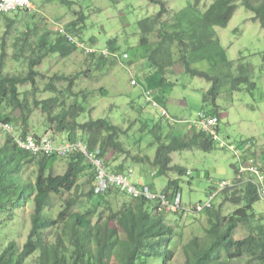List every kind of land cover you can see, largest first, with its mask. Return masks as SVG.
Here are the masks:
<instances>
[{
	"label": "rangeland",
	"instance_id": "374dc122",
	"mask_svg": "<svg viewBox=\"0 0 264 264\" xmlns=\"http://www.w3.org/2000/svg\"><path fill=\"white\" fill-rule=\"evenodd\" d=\"M214 1L199 0V8ZM159 2L166 9L162 20L168 23L182 11L196 7L195 0H30L34 10H17L0 16V64H3L0 74L24 77L30 70L29 63L44 55L40 64L33 67L37 72L35 85L29 82L18 87L20 97L24 95L32 111L28 120V133L38 137L52 135L47 127L46 115L41 108L34 107V101L47 100L62 93L66 98L63 101L65 108L74 102L84 108L79 123L109 119L124 131L120 141L127 153L108 152L106 160L109 161V172H113L114 163L118 161L125 169L132 170V183L147 186L154 192H162L168 188L170 181H176L181 208L185 213L175 216L165 214L167 224L177 234L174 256L168 264H183L182 248L195 236L203 237L208 220L204 213H194L192 209L204 204L208 195L218 189L219 183L232 182L240 164L255 159L264 167V30L260 22L255 20V13L243 6V0L236 3L237 9L225 28H214L219 47L231 64L233 77L236 78L243 70L241 76L249 80L248 83H239L237 89H232L228 80L223 82L214 108L212 103L203 101L204 95L212 87L211 81L183 74L181 65L175 67V76H168L169 82L174 84L171 91L156 86L155 80H152L153 70L145 57L155 48L156 38L153 33L149 36V46H140L138 23L157 15L161 9ZM77 21L79 29L75 30L72 23ZM59 26L75 36L77 41L81 40L97 51L107 49L117 56L110 55L99 63L98 55L86 56L80 50L63 54L65 56L59 52H46L48 44L54 43L58 37L53 30ZM28 31L31 33L26 34ZM124 53L128 55L126 60L122 59ZM172 59H178L176 52ZM193 66L211 75L220 72L219 64L206 57L193 63ZM72 78L74 81L67 92ZM132 80L137 82L136 86L131 85ZM148 90L153 92L159 106L173 120L193 121L199 113L218 115V140L213 142L210 151L192 148L171 154L170 166L184 169L186 174L183 176L176 171L159 174L148 162L153 161L157 150L150 130L155 128L156 123H168L161 119L159 108L152 107L146 101L144 92ZM13 115L17 117L16 124L13 123L14 137L20 138V113L16 111ZM180 127L182 129L170 125L169 129L182 130L186 134L188 129ZM5 136L6 133L1 132L0 142L4 141ZM52 136L59 139L66 138L67 134L56 133ZM221 143H224V148H220ZM247 144L251 146L245 150ZM235 152L240 154L239 158ZM134 157L138 160L134 161ZM37 161L38 158L19 177L34 182L38 174ZM67 167L66 160L55 162L53 175H63ZM48 173L49 170H45L43 176L46 177ZM88 177L87 174L82 175L70 193L53 197L52 206L45 213L55 220L65 202L73 199L80 201L72 209L77 211L79 204L86 201L84 194L90 188ZM232 191L226 197L218 193L212 201V210H220L222 216L232 214L237 208L229 200ZM117 197L110 199L114 210L129 199L123 194ZM33 209V203L29 202L11 210L8 219L4 214L0 215V221L6 220L0 225L1 251L10 242H15L19 250L22 248L31 229ZM151 210L152 205L149 207ZM251 210L264 219V200L253 204ZM243 236L240 230L235 237ZM48 239L53 241L52 236ZM34 259L35 256L27 263L33 264ZM148 264H153V261L148 260Z\"/></svg>",
	"mask_w": 264,
	"mask_h": 264
},
{
	"label": "trees",
	"instance_id": "16d2710c",
	"mask_svg": "<svg viewBox=\"0 0 264 264\" xmlns=\"http://www.w3.org/2000/svg\"><path fill=\"white\" fill-rule=\"evenodd\" d=\"M238 1L215 0L206 7L199 8V0H195L196 7L182 11L171 20L174 22H171L172 24L162 20L166 9L160 1L159 13L138 23L140 46H149V36L155 34V48L145 58L151 64V77L156 86L171 91L174 84L169 82L168 76H175V67L181 65L183 74L211 81L212 87L204 95L203 101L212 103L216 108V99L223 82L228 80L232 89H237L239 83L249 82L247 77L241 76L243 70H240L236 78L233 77L231 64L226 60L223 49L219 47L214 30L215 27L227 26L237 9ZM242 4L247 10L255 13V20L260 22L264 30V0H243ZM77 23L78 21L72 23L75 30L79 29ZM29 33L31 32L26 34ZM48 45L46 52H59L62 55L76 50L59 37ZM174 52L178 54L176 61L172 59ZM205 57L215 61V64L218 63L220 72L224 70L223 80L220 72L211 75L193 66V63L204 60ZM43 58L44 55H41L37 61L32 60L29 63L30 70L24 77L0 74V122L16 124L17 117L13 114L18 111L22 137L28 134V120L32 111L27 99L23 98L24 95L20 97L18 87L29 82L35 85L37 72L33 67L39 65ZM105 58L99 56L97 60L101 63ZM2 65L1 63L0 70ZM73 81V78L70 79L67 92L70 91ZM64 97V94L57 93L47 100L34 101V107L41 108L46 115L48 130L53 135L66 133L67 137L62 142L81 141L89 150L99 149L101 157L105 160L110 150L114 153H127L120 141L121 136H124L120 127L112 124L109 119L79 123L84 108L76 102L65 108ZM205 116L211 118L218 115ZM169 126L168 123H156V129L150 130L157 150L153 161L148 162L159 174L176 171L183 176L186 174L184 169L170 166L171 154L192 148L208 152L212 149L214 141L204 132L192 130L184 134L182 130L169 129ZM37 158L38 174L35 181L21 179L20 173L22 175L29 169ZM133 159L138 160L137 157ZM59 160L68 161V167L63 175L54 176L53 164ZM108 162L106 160V164ZM114 167L118 170L114 169L113 172H125L128 169L125 170L123 164ZM45 170H49L46 177L43 176ZM84 174L89 176L90 185L84 194L85 203H80L78 210L73 211V207L80 202L79 199L66 201L57 219L53 220L45 213V210L52 206V198L70 193ZM95 184L94 176L81 156L35 157L20 150L12 137L6 134L4 141L0 142V215L4 214L8 219L11 210L29 202L33 203L34 209L26 242L20 250L15 242H10L0 250V264H28L27 261L33 256V264H148V260H152L153 264H168L174 256V240L177 234L174 228L167 224L165 214L175 216L184 214L185 210L181 208L180 212L164 211L158 203L143 198L134 199L116 189L95 194ZM177 187L176 181H170L168 188L160 193L166 194L172 200ZM227 193L229 192H223L225 197ZM118 194H123L129 199L114 210L110 199L118 198ZM231 194L229 200L237 207L232 214L222 216L220 210L202 212L208 218L204 235L195 236L182 248L183 264H264V219L251 210L253 204L260 200L257 188L248 184L241 189H234ZM151 205L152 210L149 211ZM5 221H0V225ZM240 230L244 236L236 238ZM49 236L53 237V241H49Z\"/></svg>",
	"mask_w": 264,
	"mask_h": 264
},
{
	"label": "built area",
	"instance_id": "2783aa9c",
	"mask_svg": "<svg viewBox=\"0 0 264 264\" xmlns=\"http://www.w3.org/2000/svg\"><path fill=\"white\" fill-rule=\"evenodd\" d=\"M29 0H0V16L17 10L29 9ZM63 34L62 30H59ZM69 43H75L71 37H67ZM76 46L85 53L91 54L94 50L85 47L82 43H77ZM102 55H106L107 51L101 52ZM126 57V56H125ZM132 84H135L132 82ZM145 99L151 103L153 107H157V103L153 100L149 91L145 92ZM160 114L163 117H167L166 112L160 109ZM187 129H196L201 132L207 133L213 140H217V119L207 118L205 114L199 113L197 118L193 121L182 122ZM0 131L10 135L13 142L17 147L29 153L32 156H56L59 158L68 157L70 155L81 156L85 163L89 166V171L93 174L95 180V194L104 193L108 190H118L125 195L140 199L143 198L147 201L158 203L160 209L164 211L177 212L181 210V196L179 193H175L172 200L164 193L154 192L149 187L143 185H135L131 181L133 172L131 169H127L125 172H109L106 160L101 157V151L99 149L89 150L88 146L81 142L76 141L74 143L69 142H57L51 136L37 137L33 134H27L24 137L15 138L12 126L9 123L0 122ZM224 143L220 144V147H224ZM249 145H246L245 149H248ZM232 149V147L230 148ZM250 174L253 179H247L246 182H250L256 185L259 189V196L264 200V189L262 188L263 176L261 173V164L257 161L249 160L248 163L241 165L237 171L234 182H221L218 184V189L210 193L207 197V201L204 204H199L194 207L195 212H202L212 207L211 202L216 197L217 193L224 189L234 188L238 182L243 181L244 174Z\"/></svg>",
	"mask_w": 264,
	"mask_h": 264
},
{
	"label": "clouds",
	"instance_id": "9594fccd",
	"mask_svg": "<svg viewBox=\"0 0 264 264\" xmlns=\"http://www.w3.org/2000/svg\"><path fill=\"white\" fill-rule=\"evenodd\" d=\"M29 2H30V0H29ZM30 8L29 9H27V11H31V10H34V8H33V6H32V4L30 3ZM18 11H23V10H18ZM59 30H62L63 31V34L62 33H60L59 32ZM53 32L54 33H56V35L59 37V39H63L64 41H65V43H67L68 45H70V46H73L76 50H80L84 55H86V56H93V55H98V57L100 56H102V57H108V56H110V55H113V56H117V55H115V54H112V53H110L107 49H103V50H100V51H97V50H95V49H93L92 48V46H89V45H87V44H85L84 42H82L81 40H79V41H77L76 39H75V36H72L71 34H69L64 28H62L61 26H59V27H56V28H54V30H53ZM67 37H71L74 41H75V43H69L68 41H67ZM77 43H82L85 47H87V48H89V49H92V50H94V52L93 53H91V54H87V53H85L84 52V50H82V49H80V48H78L77 46H76V44ZM104 50H106L107 51V54L106 55H102L101 54V52L102 51H104ZM126 56V57H125ZM128 58V55L127 54H122V59H124V60H126ZM132 82H134L135 84H132ZM131 85H133V86H136L137 85V82H135V80H132L131 81ZM149 92H150V94H151V96H152V98H153V100L157 103V107L156 108H159V111H160V109H163L165 112H166V114H167V117H163V116H161V114H160V116H161V119H165V120H167L168 121V124L169 125H173L174 127H176V126H179V128H181L180 126H182V127H184V128H186L187 126L185 125V124H183L182 122H186V121H189V120H186V121H177V120H173V119H171L170 117H169V115H168V113H167V111L164 109V108H162V107H160L159 106V104H158V102L155 100V98L153 97V92L151 91V90H148ZM146 92V91H145ZM145 92H144V96H145ZM152 106V105H151ZM153 107V106H152ZM204 114V113H203ZM211 118H216L217 119V128H216V132H217V129H218V124H219V121H218V118L217 117H211ZM10 124V123H9ZM11 125V124H10ZM12 126V128H13V131H14V127H13V125H11ZM182 129V128H181ZM187 129V128H186ZM192 130H196V129H191V130H187V132H190V131H192ZM197 132H201V131H198V130H196ZM14 133V132H13ZM205 133V132H204ZM28 134H30V133H28ZM207 134V133H206ZM53 135V134H52ZM52 135H48V136H51V137H53ZM36 136V135H35ZM209 136V135H208ZM38 137V136H37ZM54 139H55V137H53ZM56 140V139H55ZM218 140V139H217ZM217 140H213V141H217ZM57 141V140H56ZM57 142H62V141H57ZM248 145V144H247ZM219 146H220V144H219ZM225 147V146H224ZM224 147H220V148H224ZM231 147H229V149H230ZM250 148V147H249ZM248 148V149H249ZM248 149H245V150H248ZM230 150H232V149H230ZM235 155L239 158V156H240V154L239 153H237V152H235ZM250 160H253V161H257V162H259L260 164H261V162L260 161H258V160H255V159H250ZM248 161L249 160H247L246 162H244L243 164H240V166L241 165H244V164H246V163H248ZM128 169H130V168H128ZM239 169V168H238ZM238 171V170H237ZM237 171H236V174H237ZM261 173H262V176H263V178H264V167H263V165L261 164ZM235 177H236V175H235ZM247 179H253V177L250 175V174H244L243 175V181H241V182H238L237 184H236V187H234V188H228V189H224V190H222V191H220L219 193H223L224 191H230L231 192V190H234V189H236V188H239V189H241L243 186H245V185H253L254 187H256L257 188V193H258V197H259V199H261L260 198V196H259V189H258V187L256 186V185H254V184H252V183H250V182H246V180ZM235 180V179H234ZM234 180L232 181V182H234ZM231 182V183H232ZM263 183H264V179H263ZM263 183H262V185H263ZM263 188V187H262ZM264 189V188H263ZM217 190V189H216ZM215 190V191H216ZM175 193H178V192H175ZM174 193V194H175ZM217 195H218V193H217ZM216 195V196H217ZM216 198V197H215ZM214 198V199H215ZM213 199V200H214ZM262 200V199H261ZM211 204H212V202H211ZM199 205V204H198ZM213 209V205H212V207L210 208V209H208V210H212ZM204 211H206V210H204ZM204 211H202V212H204ZM192 212H194V213H197V212H195L194 211V208L192 209ZM202 212H198V213H202Z\"/></svg>",
	"mask_w": 264,
	"mask_h": 264
},
{
	"label": "crops",
	"instance_id": "0c3cea01",
	"mask_svg": "<svg viewBox=\"0 0 264 264\" xmlns=\"http://www.w3.org/2000/svg\"><path fill=\"white\" fill-rule=\"evenodd\" d=\"M33 8H34V7H33ZM56 140H57V141H63V140H64V138H63V137H61V138H59V139H58V138H56ZM118 164H120V163H118V161H117V162H115V165H118ZM114 169H115V170H118V169H117V168H115V167H114ZM124 169H125V168H124ZM125 170H126V169H125Z\"/></svg>",
	"mask_w": 264,
	"mask_h": 264
}]
</instances>
